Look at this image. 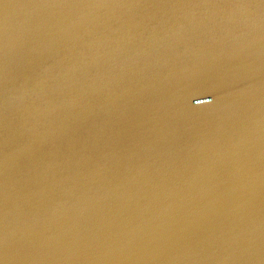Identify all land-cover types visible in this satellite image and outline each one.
I'll use <instances>...</instances> for the list:
<instances>
[{"label":"water","instance_id":"water-1","mask_svg":"<svg viewBox=\"0 0 264 264\" xmlns=\"http://www.w3.org/2000/svg\"><path fill=\"white\" fill-rule=\"evenodd\" d=\"M0 264H264V0H0Z\"/></svg>","mask_w":264,"mask_h":264}]
</instances>
